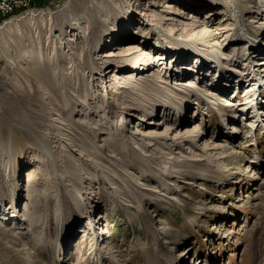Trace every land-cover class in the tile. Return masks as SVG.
Wrapping results in <instances>:
<instances>
[{
	"label": "rangeland",
	"instance_id": "rangeland-1",
	"mask_svg": "<svg viewBox=\"0 0 264 264\" xmlns=\"http://www.w3.org/2000/svg\"><path fill=\"white\" fill-rule=\"evenodd\" d=\"M42 1L0 18V264H264V0Z\"/></svg>",
	"mask_w": 264,
	"mask_h": 264
},
{
	"label": "bare ground",
	"instance_id": "bare-ground-1",
	"mask_svg": "<svg viewBox=\"0 0 264 264\" xmlns=\"http://www.w3.org/2000/svg\"><path fill=\"white\" fill-rule=\"evenodd\" d=\"M162 4H161V7H163V8H166V7H169L170 8V6L168 5L167 6V4H170V3H167V4H165V3H163V2H161ZM165 6V7H164ZM29 8H31V6H29V5H19V9L17 10V9H9V10H6V11H4L3 13H1V15H0V18L1 17H3V16H9V15H11V14H13L15 11H25V10H28ZM172 8H173V11H178L179 12V10H177V9H175V7L174 6H172ZM204 8V6L203 5H191V6H189V7H187V9H190L191 11H199L200 9H203ZM49 12H47L46 10H43V9H40V10H37V11H30L29 13H27L26 14V16H25V18L26 19H28V20H30V19H35L36 17H40V16H43V15H47V16H49ZM191 17V16H190ZM187 18H189V16L187 17ZM199 18H203L202 16L201 17H199ZM204 18H207V17H204ZM18 20V19H17ZM233 20H236V19H233ZM194 19L191 17V23H194ZM198 21V20H197ZM7 22H5V24H6ZM9 23V22H8ZM105 23V22H104ZM135 23V19H131L129 22H128V24H134ZM206 23V22H205ZM231 24V23H230ZM205 28H206V26H205ZM231 28H233V26H232V24H231V26L230 25H228V26H225V27H222V28H216V29H213L212 31H210L205 37H206V41H210V40H214V39H216V38H218L220 35H222L223 33H221L223 30H225L226 29V32L228 31V29H231ZM247 29H248V27H247ZM110 28H108V27H106L105 29H102V32H104V33H107V32H110ZM234 31H231V32H229V33H226L227 35H226V39L222 42V44H223V46L224 47H226V46H230L231 44H232V41L233 40H229L228 39V37L230 36V33H233ZM136 37H140V34L138 33V32H136V33H134L133 35H131V36H127V35H123V36H115V37H113L111 40H117L118 42H125V40H126V42L128 43V42H131V43H129L128 45H125V49H124V52L123 53H126V54H133L134 52H137L138 53V56L137 57H140V56H150V55H148L147 53H145V51H144V48L143 47H139V46H137V44H136V42H133L132 40H135L136 39ZM116 41V42H117ZM116 42H115V44H116ZM101 47L102 46V44H97V47ZM146 46H148V45H145V47ZM165 49H167V48H165ZM160 50L161 49H159V50H157L156 51V54L157 53H161L160 52ZM119 52H121V51H119ZM256 52H258L257 50H256ZM262 52H263V50H262ZM109 55H111L112 53H111V51H109ZM114 54V53H113ZM116 55H118V54H116L115 53V56ZM259 55H262V53H259ZM105 57H106V55H105ZM180 57V56H179ZM179 57H178V59L175 61V64H176V62H178L179 61ZM118 58V57H117ZM152 59H155V60H153V64H154V66L156 67L157 65H158V60L160 59V60H162V61H164V57H161V58H153L152 57ZM142 60V59H141ZM113 61H114V59H113ZM138 63V62H137ZM182 63H183V61H182ZM136 64V63H135ZM260 64V63H259ZM138 65V64H137ZM141 66H138L137 67V69H136V71H133L132 72V74H131V77H130V81L131 82H129V83H133V84H139V82L141 81V80H146V77L144 76V75H141V76H139L138 77V74L139 73H141V74H143L145 71H149L150 69H143V68H140ZM127 69H130V68H127ZM204 69V68H203ZM176 72V71H175ZM184 73H187V72H184ZM176 74H179V70H177V72H176ZM177 85H179V87H178V90L180 91V90H183L184 88H186V87H194L196 84L195 83H187V82H183V83H176ZM176 85V86H177ZM211 93V92H210ZM39 95V94H38ZM37 95V96H38ZM174 102H175V105H177V106H180V105H182L183 104V101H182V98H178V99H175L174 100ZM195 131V130H194ZM198 132V131H197ZM191 136V135H190ZM185 137V136H184ZM182 139V138H181ZM25 182H26V184H28L29 186H32L33 184H34V180L33 179H30V178H27L26 180H25ZM30 264H34V263H30Z\"/></svg>",
	"mask_w": 264,
	"mask_h": 264
},
{
	"label": "built area",
	"instance_id": "built-area-1",
	"mask_svg": "<svg viewBox=\"0 0 264 264\" xmlns=\"http://www.w3.org/2000/svg\"><path fill=\"white\" fill-rule=\"evenodd\" d=\"M37 0H0V15L9 9H19V5H29L33 7Z\"/></svg>",
	"mask_w": 264,
	"mask_h": 264
},
{
	"label": "trees",
	"instance_id": "trees-1",
	"mask_svg": "<svg viewBox=\"0 0 264 264\" xmlns=\"http://www.w3.org/2000/svg\"><path fill=\"white\" fill-rule=\"evenodd\" d=\"M38 2V5L40 6V7H43L44 6V4H45V1L43 2L42 0H38L37 1ZM19 12V11H18ZM17 13V12H16ZM1 20V19H0Z\"/></svg>",
	"mask_w": 264,
	"mask_h": 264
}]
</instances>
